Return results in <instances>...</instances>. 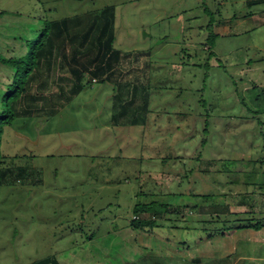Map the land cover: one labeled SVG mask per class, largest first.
I'll return each mask as SVG.
<instances>
[{"label":"rangeland","instance_id":"obj_1","mask_svg":"<svg viewBox=\"0 0 264 264\" xmlns=\"http://www.w3.org/2000/svg\"><path fill=\"white\" fill-rule=\"evenodd\" d=\"M104 14L115 47L128 52L115 78L143 83L146 119L113 120L114 77H86L65 102L70 74L58 61L47 66L35 81L39 114L18 118L3 142L14 170L0 176L1 264L47 255L61 264H204L194 252L216 227L229 230L235 213L264 228V23L253 25L264 0H0V54L24 51L19 37L39 19ZM10 72L0 62V76ZM57 100L63 106L46 117ZM256 157V166L246 160ZM152 199L174 205L146 235L129 221L137 200ZM222 235L206 244L224 248ZM261 244L237 264H264Z\"/></svg>","mask_w":264,"mask_h":264},{"label":"trees","instance_id":"obj_2","mask_svg":"<svg viewBox=\"0 0 264 264\" xmlns=\"http://www.w3.org/2000/svg\"><path fill=\"white\" fill-rule=\"evenodd\" d=\"M251 1L258 3L260 0ZM104 13H106V10ZM37 21L41 24L40 27H33L26 35L19 37L23 41L24 51L11 56L0 54L1 64L11 71L6 78L0 76V82L3 85L0 92V176L2 179H5L8 174H12L14 170L11 165H7L8 157L3 154V142L6 138L7 128L13 127L18 118L39 114L37 110H40V108L36 103L39 101L40 96L35 94V81L43 74L47 66L51 67L57 61L60 63L61 68H66V71L70 74V79L73 81V88L70 92L67 91L66 93L64 87H61L59 98L64 97L65 102L71 100L75 94L84 88L86 77H90V80L97 78V80L102 81L112 80L114 77L116 112L113 120L136 125L139 123L141 115L144 114L142 119H146V114L149 111V93L142 82L122 81L120 78H115L123 58L128 55V52L124 53L114 45L116 31L111 14L108 16L104 14L99 20L91 18V21L87 20V22H83L84 20L79 21L75 17H65L63 19H49L46 17ZM94 29L98 32L95 33ZM52 96L49 95L50 98ZM63 104V101L57 100L54 109L47 111L46 117L56 114ZM256 107L257 109H253L256 113L258 112L257 116L260 113V107L258 105ZM248 110L253 112L250 108ZM258 122L264 124L263 119ZM200 152L199 150L196 151V153ZM14 157H18V155ZM195 157H197L196 154ZM225 160L229 161L231 159L226 158ZM246 160H249L248 162L252 165L255 162L254 166L258 162L257 157L253 160ZM200 171L204 172L203 169ZM224 171L228 172V167ZM214 172L216 173L214 179L218 181V170ZM244 172L249 173L250 170ZM163 174H167V171H164ZM19 175L22 176L23 174L20 173ZM248 184L254 187L257 185L256 182ZM215 196H219L226 201L228 194L219 192ZM158 200L152 199L146 202L137 200L133 207L134 214L129 221V225L146 235L156 234L157 229L160 228L155 229L156 221L163 217L165 213L169 214L168 208L174 205L169 203L157 204ZM219 211L217 209L215 213L218 214ZM224 211L228 215L233 214L228 203L225 204ZM234 215L236 217L226 219L223 226L230 221V227L255 226L260 228L261 222L256 217L244 219L239 218L238 213ZM238 221H245L246 223ZM234 223H238L237 226H234ZM225 230L216 227L208 234L206 239L224 234ZM27 264H61V262L56 255H47Z\"/></svg>","mask_w":264,"mask_h":264},{"label":"crops","instance_id":"obj_3","mask_svg":"<svg viewBox=\"0 0 264 264\" xmlns=\"http://www.w3.org/2000/svg\"><path fill=\"white\" fill-rule=\"evenodd\" d=\"M262 19V18H261ZM264 19V14H263ZM259 20H256L254 22V27L260 25L261 23H264L260 20V23L258 24ZM232 21L229 20L226 22L225 20L220 22V25H225L224 31H226V34H230L229 32V26ZM240 23V22H239ZM262 25V24H261ZM229 32V33H228ZM259 76H263V74H257ZM261 83V81H258ZM236 228V229H233ZM217 237L214 238H218ZM221 238H227V241H229L225 247H217L213 242L206 244L211 240L205 241L204 246H202L199 251L194 252V256L192 260H208V262L204 264H237L238 259L243 260L246 258V255L248 254L246 246L249 248L253 247L256 243L261 244L262 247H264V228H257L255 226H249V227H230L229 230L225 231V233L220 236ZM230 239V240H229ZM248 242V243H247ZM247 243V245H245ZM198 254V255H197ZM233 255H236L237 258L233 257ZM251 257V256H250ZM235 258V259H233Z\"/></svg>","mask_w":264,"mask_h":264},{"label":"built area","instance_id":"obj_4","mask_svg":"<svg viewBox=\"0 0 264 264\" xmlns=\"http://www.w3.org/2000/svg\"><path fill=\"white\" fill-rule=\"evenodd\" d=\"M135 217H138V216H135Z\"/></svg>","mask_w":264,"mask_h":264}]
</instances>
